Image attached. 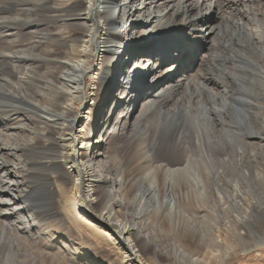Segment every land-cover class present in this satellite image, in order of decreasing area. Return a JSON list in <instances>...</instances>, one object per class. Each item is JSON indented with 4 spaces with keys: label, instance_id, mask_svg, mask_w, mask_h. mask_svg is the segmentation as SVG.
Returning <instances> with one entry per match:
<instances>
[{
    "label": "bare ground",
    "instance_id": "bare-ground-1",
    "mask_svg": "<svg viewBox=\"0 0 264 264\" xmlns=\"http://www.w3.org/2000/svg\"><path fill=\"white\" fill-rule=\"evenodd\" d=\"M71 1L31 0L16 13H7L10 7L0 8V232H6L7 226L8 231L11 227L24 235L38 230L29 236L43 233L44 238L39 235L35 240L24 239L31 246L27 244L26 255L41 243L40 248L45 250L33 249L35 258L41 260V254L50 264L65 260L59 242L65 251L73 250L66 257L67 263H84L76 256L79 253L75 246L62 243L59 233L53 232L56 227L52 222L56 219L79 227L97 240L96 247L91 240L87 245L85 241L80 244L87 258L94 252L101 254L98 264L158 262L167 252L163 237L171 232L211 250L219 242L228 249L236 248L240 240L245 238L247 242L251 236L247 250L262 254L264 190L255 187L227 191L216 185L207 160L201 168L198 164L195 168L177 144L151 154L149 146L154 148L155 143L144 145L149 138L145 135L130 157H106L107 146L103 149L113 136L132 137L144 107L162 112L161 127H167L163 137H176L182 125L178 103L187 101L182 110L190 112L191 100H200L195 94L206 92L211 96L208 123L213 132L223 137L232 133L214 129L220 122L219 126L229 123L242 133L235 137L240 151L233 153H228L225 145L220 147L224 142L217 136L215 140L207 138L219 146L211 157H256L251 152L254 150L248 152L245 146L257 142L264 146L263 134L260 130L245 133L228 113L229 108L233 109L231 103L241 104L233 102L237 101L236 85L232 79L227 82L220 78L222 75L217 78L206 71L208 42L215 36L214 21L223 13L222 6L217 0H126L124 4L119 0H77L74 5ZM32 2L36 3V13ZM177 18L184 23H176ZM40 21L45 24H37ZM72 25L78 26L76 31L69 28ZM251 25L264 32L260 18L252 17ZM185 28L188 34L183 37L191 44L184 48L188 55L179 63L180 56L168 55V39L170 33L175 36L177 29ZM134 34L144 39L151 35L157 43L156 51H144L136 58L139 54L130 50L137 40ZM25 36L29 40H23ZM95 50V63L86 69L89 54ZM143 60L148 65L137 69ZM41 65L42 71L37 70ZM85 79L96 101L84 102L80 112L70 118L60 105L85 98ZM235 112L241 121L245 120L244 114ZM89 115L93 117L90 123ZM90 133L98 134L94 144L87 138ZM64 143L72 146L67 158ZM257 175L264 178L262 173ZM145 178L148 184H139ZM67 181L72 183L68 185ZM24 183L31 188L21 191ZM42 183L58 196L60 211L51 197L45 205L48 209L32 210L33 201L43 198L40 195L46 190ZM144 208L147 216L142 219L139 213ZM202 224L214 229L211 236L207 228L203 232ZM144 226H149L151 232ZM228 237L234 240L230 242ZM208 238L215 244L207 243ZM101 244L108 245L107 252ZM172 253L173 261L180 263L183 258L192 264H205L204 258L183 253L179 247ZM10 256L13 254L5 255L4 260ZM30 263L37 261L18 264Z\"/></svg>",
    "mask_w": 264,
    "mask_h": 264
},
{
    "label": "rangeland",
    "instance_id": "rangeland-1",
    "mask_svg": "<svg viewBox=\"0 0 264 264\" xmlns=\"http://www.w3.org/2000/svg\"><path fill=\"white\" fill-rule=\"evenodd\" d=\"M75 1L77 0L71 1V4H73V2ZM119 1L122 4H124V1L126 0H119ZM30 2L31 0H4V3L0 4V8L10 7L12 9L7 10V13H13V12L16 13V12H21L22 10L20 9L26 7V4H29ZM216 3L217 5L222 6L221 8L223 10V13H220L217 20L214 21L215 36H212V38L208 42V44H210V49L208 50L207 62L205 63L206 71L209 74H212V76H216L217 78H219L222 75L220 78L221 79L226 78L227 82H230V80L232 79V82L234 83V85H236L238 89V92L236 93L237 101H233V100L232 101L241 102V104L240 106H237L231 103L230 107H233V109L229 108L228 110L229 115L234 116L232 117L233 122L238 124L240 129L242 128L241 130L244 131L245 133L260 130V133L263 134L264 136V78H262V74H264L263 73L264 72V32L261 31L260 28H257L258 30L253 29L251 25V18L255 16L257 18H260V20L264 21V0H217ZM32 4L33 5L31 8L36 13L38 11L36 3L32 2ZM43 6L45 8L46 4H43ZM194 16H195V12H194ZM175 22L179 23V25L184 23L183 20L180 18H177ZM37 24L44 25L45 22L40 21L37 22ZM47 25L53 26L52 24H47ZM163 25L164 22L162 23V26ZM69 28L76 31L78 26L72 25V27ZM154 29L157 28L154 27ZM187 31H188L187 28H185V31L183 29L182 30L177 29L175 36H173V34L170 33V37L168 39V46L170 47L169 49L170 53L168 55L169 57L171 56L173 58H175L176 56H180L177 58L179 63L180 60H183V58H185L188 55V52L184 51V48L186 47L190 48L191 41L183 37L185 33L188 34ZM195 32L196 30L194 31V34ZM135 35L136 34H134L133 38L137 40L133 39L134 41L130 46V50H134L136 51L137 54H139L136 58L141 57L140 54L144 51H148V50L149 52L151 50L156 51L155 45L157 43L155 42L156 40L154 38L152 39L151 35H148L146 39L142 38L143 35L141 37L139 36V38H135ZM22 39L29 40L28 36H25ZM54 48H59V47L55 45ZM97 53L98 51L95 50L89 54V58L85 64L86 69L90 65L95 63V60L97 58L96 57ZM180 53L182 54L180 55ZM163 62H165L166 64L167 58ZM146 65H148L147 61L143 60L142 63L137 65V69ZM43 67L44 66L41 65L37 68V70L42 71ZM123 76L124 74H121V78ZM140 79L143 80L144 77L140 76ZM88 84L89 81L85 79V98L82 101L74 99L73 103L66 102L60 105V108L62 110H66L70 113V118H72L74 115H77L80 112V110L82 109V104L84 102L91 104L95 103L96 98L94 97L93 94L89 92L87 87ZM195 95L196 96L200 95L198 97L200 98V100L198 99L199 100L198 101L196 100V98L195 100L194 99L191 100L189 104L191 108L189 109L190 112H188L187 109L182 110V106L184 105L183 103L187 101H184L183 103L180 101V104L178 103L179 109L182 112L180 113V117L182 118L181 119L182 125L180 127V131H178L180 132L179 135L177 134L176 137L175 135H171V136L169 135V139H167V137H163V134L164 133L166 134L164 128L167 127L164 128L161 127L162 112L144 107L141 116L138 118V122L140 121L139 126L137 125L135 126L134 128L135 132L133 133V135H131L132 137L129 138V137L113 136L110 140L106 142V144L103 147V149H105V147L107 146L105 150L106 151L105 153H107L106 157L115 154L117 157L119 156L130 157V154L136 153V149L138 147L137 144L138 142H140V140L142 141V139H144L143 136L145 135L148 136L149 138L145 139L146 142L144 143V145L150 144L151 142L155 143L154 148L149 146V150H152L150 151L151 154L160 153L167 146H172L174 144H177L179 145V147H181V150L184 152L185 157L191 158L195 168H196V164H198L199 168H201L204 165L203 163H205V160H207L210 166L209 171H211V173L214 174L213 178L216 185L225 188V190L227 191H231L232 189H241V190L248 188L254 189L255 187H259L260 190H264V183H262L264 182V178L262 179V176L257 175L259 173H262L264 177L263 143L257 142L254 145L248 144L247 146H245V149L248 152L254 150L251 152L253 153V156H255L256 154V157H243V158L242 157H211L212 153H214L213 150L216 151L217 147L219 146L214 145L213 142L210 143L209 141H207L209 137L215 140L216 138L214 137L217 136L219 139L223 140L224 142V144H220V147L225 145L227 147L226 149L227 152L233 153L234 151H237V149L240 148V142L237 140V138L235 139V137L236 136L239 137L242 133L237 131V128L234 129L232 127L234 125L230 126L229 123L227 124L224 123L225 124L223 125L224 127L219 126L218 124H220V122H217V126H215L214 129L216 130L221 129L223 130V132L232 131V133L234 134L228 133L230 136L224 135L226 137H223L218 131L216 133L213 132V127L211 126V124L208 123V118L209 116H211V111L209 109L211 104V98H210L211 96L206 94V92H197ZM19 107H22V105H19ZM183 108H185V106H183ZM129 109L132 110L131 105L129 106ZM235 110L241 113V115L244 114L245 120L242 119L241 121V119H239L240 118L239 114L236 113ZM204 113L206 115H204ZM31 119H33L32 121L36 123V121L34 120L35 117H31ZM92 120L93 117L89 115L88 123L92 122ZM98 122L100 123L99 120ZM97 136L98 134L96 133L95 134L90 133L88 134L87 138L90 141H93L92 144H94L97 142L95 141ZM103 142L105 143V141ZM41 143L44 144L43 141H41ZM63 147L65 153L64 157L67 158L69 157V151L71 150L72 146L70 145V143L69 144L64 143ZM50 153H54V151L51 150ZM169 158H173V157H169ZM178 158L181 159L183 157H178ZM67 168L69 169L68 166ZM32 171L35 172L36 170H32ZM34 179L35 177H33V180ZM147 181H148L147 178H145V181H140L139 184L142 182V184L146 183L147 185L148 184ZM71 183L72 181L69 182L67 181L68 185H70ZM35 184L36 186L39 185V180ZM42 184H44L46 188V190H42L44 195H40L43 196V198L33 201L34 207H32L33 208L32 210L36 212V209L39 208L44 210L48 209L45 207V205L48 204L49 197L52 198L53 203H55V206L59 210V207L56 204L57 200L59 199L58 196L54 193L52 195L47 190L48 186L46 185V183H42ZM24 188L30 189L31 185L24 183L21 187V191L24 190ZM145 210L146 208H144V211L142 209V211H140L141 213H139V216L142 215V219H145L147 216ZM41 213L43 212H40V214ZM202 218L198 220H202ZM52 223H55L54 226L56 227L53 229V232L59 233L58 238L62 241V243L68 244L69 246L70 245L75 246L76 252L79 253V255L76 256L80 259L81 263L84 262L83 264L86 263L98 264L99 260L97 259L101 257L100 253L99 255L94 252L93 256L87 258L85 255H83L84 252L81 251V244H82V243L80 244L81 241L83 242L85 241L84 244L87 245L88 242H90L91 240V243L96 247L97 240H95L91 234L86 233L79 227L77 228L76 226H72V224L69 222L64 223L63 221H59L58 219H56L53 220ZM205 224H202L203 226H201L200 228L203 230V232L204 230L206 232V228H207V230H209L208 233L211 236L212 235L211 231L213 233L214 229L212 230L211 227L208 228V226ZM147 227L144 226V229L146 231L151 232L150 231L151 228L149 226ZM5 231L7 233L4 232V230L2 231V233L0 232V264L1 263L18 264L19 262H23L27 260L30 261L35 260L37 261V264H50L49 261H47L41 254H40L41 260L35 258L36 254H34L35 253L34 250L35 251L45 250L43 248H40V246L42 245L41 243L36 242L40 244V246L37 245L36 248L30 249L31 252H29V254L31 253L34 256L31 254L26 255L27 252L29 251V250L27 251L26 248H28L27 247L28 245L30 246V244L26 240H31V239L35 240V238L39 237V235L40 237L44 238L45 235H43V233H40L37 236L35 235L29 236L30 233L32 234L39 233L38 230H32L30 231V233L27 232L25 236L21 232H18L17 229L16 231L12 230L11 227L10 230L8 231L7 226ZM14 238H16V240ZM163 238H164L163 241L166 244L165 246V250L167 251L166 256H164L158 262H155L153 264H176L177 262H178L177 264H192L190 261L185 260L183 258L179 259L180 263L179 261L176 260L173 261V258L175 256L172 252H175L177 247H179L183 251V253L184 252L189 253L193 257H197V258H202V259L204 258L205 264H264V252L262 254L256 255L251 250H247V244H249L250 239H252L251 236H249V240H247V242L245 241V238H243L242 241L237 240L239 241L240 244L236 248L234 247L232 249L231 248L228 249L225 246V244H223V242H219L216 243L214 250H211L210 248L202 247L197 243H195L194 241H191L190 238H183L181 235L175 234L173 232H171L167 236H164ZM18 239L20 240V242H18L19 241ZM210 240L211 239L208 238L207 243L215 244L214 242L212 243ZM228 240L231 242L234 240V238L233 239L229 238ZM243 241H245L246 243L243 244ZM10 244L12 245V247L10 246ZM13 244L14 245L16 244L18 246H14ZM59 244H60L59 251H61L63 253V256H65L63 257L65 260L59 261L60 264H70L66 262V257H70L69 255L70 253L71 254L73 253L72 252L73 250L71 249V251L68 250L67 252L65 251L66 249L63 246H61L60 242L58 243V245ZM101 246L103 247L104 251L107 252L106 248H109L108 245L101 244ZM77 249L79 250L77 251ZM65 252L67 254H65ZM8 254L10 255L13 254V256H10L4 260L5 255ZM14 256H16V258ZM71 257H75V256L71 255ZM54 264H57V261H55Z\"/></svg>",
    "mask_w": 264,
    "mask_h": 264
}]
</instances>
